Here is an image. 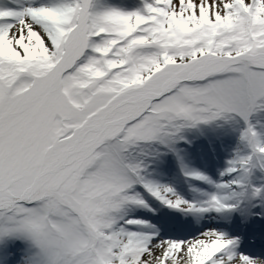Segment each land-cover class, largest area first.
Masks as SVG:
<instances>
[{
    "label": "snow or ice",
    "instance_id": "obj_1",
    "mask_svg": "<svg viewBox=\"0 0 264 264\" xmlns=\"http://www.w3.org/2000/svg\"><path fill=\"white\" fill-rule=\"evenodd\" d=\"M0 264H264V0H0Z\"/></svg>",
    "mask_w": 264,
    "mask_h": 264
}]
</instances>
